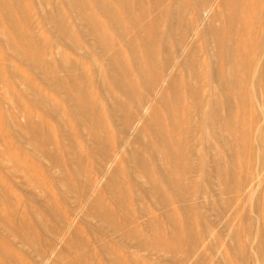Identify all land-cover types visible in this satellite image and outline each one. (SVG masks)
Returning <instances> with one entry per match:
<instances>
[{"label":"rangeland","instance_id":"rangeland-1","mask_svg":"<svg viewBox=\"0 0 264 264\" xmlns=\"http://www.w3.org/2000/svg\"><path fill=\"white\" fill-rule=\"evenodd\" d=\"M116 263L264 264V0H0V264Z\"/></svg>","mask_w":264,"mask_h":264},{"label":"bare ground","instance_id":"bare-ground-1","mask_svg":"<svg viewBox=\"0 0 264 264\" xmlns=\"http://www.w3.org/2000/svg\"><path fill=\"white\" fill-rule=\"evenodd\" d=\"M254 2V1H253ZM244 5V4H243ZM248 5V4H247ZM250 6V5H249ZM254 6V5H253ZM250 10V9H249ZM254 10V9H253ZM108 12H110V10L108 11ZM105 13H106V11H105ZM60 14V13H59ZM209 14V13H208ZM246 15V14H245ZM110 16V15H109ZM242 20V19H241ZM236 21V20H235ZM200 22V21H199ZM213 22V21H212ZM238 22V21H237ZM243 22V21H242ZM27 23V22H26ZM232 24H234V23H232ZM235 25V24H234ZM22 27V26H21ZM231 27V26H230ZM240 29H242V28H240ZM227 31V30H226ZM229 31V30H228ZM243 35V34H242ZM256 48V47H255ZM151 51V50H150ZM258 51V50H257ZM152 53V52H151ZM150 53V54H151ZM151 56V55H150ZM201 74V73H200ZM63 79V78H62ZM203 80V79H202ZM43 81V80H42ZM50 82V81H49ZM57 86V85H56ZM224 94V93H223ZM204 99V98H203ZM138 108V107H137ZM260 108V107H259ZM86 109V108H85ZM141 118V117H140ZM136 123V122H135ZM184 125V124H183ZM161 128V127H160ZM138 130V129H137ZM30 132V131H29ZM145 155V154H144ZM233 162V161H232ZM67 174V173H66ZM139 174H142V173H139ZM140 176V175H139ZM106 187V186H105ZM94 199V198H93ZM122 208V207H121ZM20 226V225H19ZM111 227V226H110ZM150 227V226H149ZM148 227V228H149ZM177 227V226H176ZM31 245V244H30ZM146 247V246H145ZM82 255V254H81ZM81 257V256H80ZM89 261V260H88ZM117 264V263H116Z\"/></svg>","mask_w":264,"mask_h":264}]
</instances>
